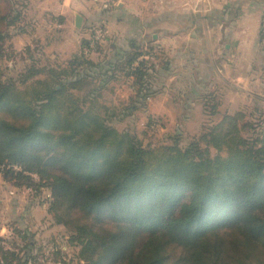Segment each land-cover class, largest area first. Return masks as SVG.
<instances>
[{
    "label": "trees",
    "instance_id": "1",
    "mask_svg": "<svg viewBox=\"0 0 264 264\" xmlns=\"http://www.w3.org/2000/svg\"><path fill=\"white\" fill-rule=\"evenodd\" d=\"M20 18L0 7V61ZM94 29L63 67L32 60L17 81L0 67V177L35 196L48 189L47 213L83 264H264V129L236 113L185 146L173 136L144 147L114 123L146 113L157 91L150 53L130 41L94 62L105 40L101 28L85 54ZM121 78L133 95L103 105ZM206 103L204 115L218 116ZM23 235L22 258L0 237L2 260L32 261L33 236Z\"/></svg>",
    "mask_w": 264,
    "mask_h": 264
},
{
    "label": "crops",
    "instance_id": "2",
    "mask_svg": "<svg viewBox=\"0 0 264 264\" xmlns=\"http://www.w3.org/2000/svg\"><path fill=\"white\" fill-rule=\"evenodd\" d=\"M2 5L21 17L11 30L15 48L30 40L42 52L55 50L65 58L55 67L77 54L97 27L105 40L94 62L111 57V48L127 50L130 41L148 51L157 89L148 99L150 112H203L206 102L217 111L224 103L236 111L234 97L264 87V0H0ZM120 80L131 97L129 82ZM224 94L232 97L220 100Z\"/></svg>",
    "mask_w": 264,
    "mask_h": 264
},
{
    "label": "rangeland",
    "instance_id": "3",
    "mask_svg": "<svg viewBox=\"0 0 264 264\" xmlns=\"http://www.w3.org/2000/svg\"><path fill=\"white\" fill-rule=\"evenodd\" d=\"M1 8L3 14L8 10L7 5H2ZM13 36L14 33L11 31L10 36L3 43L7 57L0 61V67L5 77L17 81L18 75L30 66L32 60L45 66L49 63L55 66L65 60L55 50L43 49L44 52H42L41 46H33L30 40L15 48V38L11 39ZM26 48L30 49L29 54L25 52ZM263 76L264 73L259 79ZM129 95L130 92L124 81L118 80L108 85V90L104 91L100 101L103 105L118 107L127 100ZM227 97L232 96L225 94L218 96L224 101ZM234 99L237 100L235 103L239 109L231 111L232 106L224 103L216 117H207L199 111L182 112L172 107H168L165 112L160 110L150 112L147 109L149 100H151L149 99L146 102V113L138 112L131 117L124 118L120 123H114V127L120 132L128 131L137 137L144 147L170 144L169 140L173 136L179 137L181 145L185 146L191 140L197 139L207 127L217 123L222 116H232L236 113L244 116V123L264 129V87L249 90V94L240 93L239 100L236 97ZM249 135V131L247 134L243 131L244 137ZM210 153L214 156L215 150L210 149ZM8 183L0 177V237L8 241V244L0 243V246L3 245L8 251H16L18 258H22L24 252L20 251V248L25 246L26 239L23 240V234L27 232L29 236H33L34 247L31 255L32 261L28 264H83L77 259L78 249L69 243L71 234L63 226L55 225L53 216L47 213L46 201L50 197L48 189H43L41 195L35 196L29 190L16 189L11 186L10 182ZM0 260L2 264L9 262L7 256L2 260L1 253Z\"/></svg>",
    "mask_w": 264,
    "mask_h": 264
},
{
    "label": "built area",
    "instance_id": "4",
    "mask_svg": "<svg viewBox=\"0 0 264 264\" xmlns=\"http://www.w3.org/2000/svg\"><path fill=\"white\" fill-rule=\"evenodd\" d=\"M103 36H104L103 30L100 27L95 28L93 30V34L91 36L88 48L84 50V53L89 54L90 51L94 49L95 45L102 40Z\"/></svg>",
    "mask_w": 264,
    "mask_h": 264
},
{
    "label": "water",
    "instance_id": "5",
    "mask_svg": "<svg viewBox=\"0 0 264 264\" xmlns=\"http://www.w3.org/2000/svg\"><path fill=\"white\" fill-rule=\"evenodd\" d=\"M80 20H81V18H80V17H77V19H76V21H77V26H78V23H79Z\"/></svg>",
    "mask_w": 264,
    "mask_h": 264
}]
</instances>
